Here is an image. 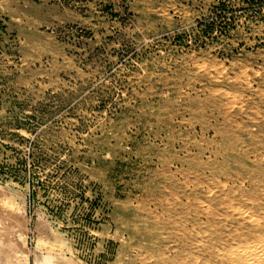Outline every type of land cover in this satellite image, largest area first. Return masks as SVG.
I'll return each mask as SVG.
<instances>
[{
  "label": "rangeland",
  "instance_id": "rangeland-1",
  "mask_svg": "<svg viewBox=\"0 0 264 264\" xmlns=\"http://www.w3.org/2000/svg\"><path fill=\"white\" fill-rule=\"evenodd\" d=\"M251 175L264 0H0V264H243Z\"/></svg>",
  "mask_w": 264,
  "mask_h": 264
},
{
  "label": "bare ground",
  "instance_id": "bare-ground-1",
  "mask_svg": "<svg viewBox=\"0 0 264 264\" xmlns=\"http://www.w3.org/2000/svg\"><path fill=\"white\" fill-rule=\"evenodd\" d=\"M257 179V180H260L261 182H263L264 183V176L263 177H259V176H257V175H251V177H250V179L248 180L250 183L249 184H252L253 183V181H255V179ZM247 185V184H246ZM249 189V188H248ZM209 191V190H208ZM263 193V192H262ZM254 197V196H253ZM204 202V201H203ZM237 207V206H236ZM253 208V207H252ZM235 209V208H234ZM254 210V209H253ZM263 210V209H262ZM244 212V211H243ZM251 212H253V211H251ZM250 212V213H251ZM242 213V212H241ZM246 213H247V211H246ZM243 214V213H242ZM251 215V214H250ZM248 216V218L249 217H251V216ZM244 216V215H243ZM254 216H256V215H254ZM254 216H252V217H254ZM242 217V216H241ZM245 217H247V215L245 216ZM255 218V217H254ZM258 218V217H257ZM259 219V218H258ZM249 220H253L252 218L251 219H249ZM255 220V219H254ZM255 221H257L258 222V220H255ZM259 226L261 225V224H258ZM255 233V232H254ZM239 235V234H238ZM240 242V241H239ZM239 242H236V243H239ZM235 243V244H236ZM241 243V242H240ZM263 244V243H262ZM248 245V244H247ZM246 245V246H247ZM255 245H256V243H255ZM234 246V245H233ZM259 246H261V245H259L258 244V247ZM224 248V247H223ZM221 249V251L222 250H224V249ZM253 248H255L256 249V247H252V245L249 247H245L244 249H233V247H232V245H229L228 247L226 246V249H225V251L227 252V260H231V261H241V262H243V264H258V262L260 261V259L258 258V256H261L262 254H260V255H258L257 254V252L256 251H254L253 250ZM259 249H260V247H259ZM258 249V250H259ZM252 250L257 254V256H255L256 254L255 253H253L252 252ZM257 250V249H256ZM260 251H263V248H262V250H260ZM221 254H222V252H221ZM231 257V258H230ZM221 259V261L219 262V263H225L227 260L226 259H222V258H220ZM252 261H251V260ZM262 260V259H261ZM263 261V260H262ZM242 264V263H241Z\"/></svg>",
  "mask_w": 264,
  "mask_h": 264
}]
</instances>
